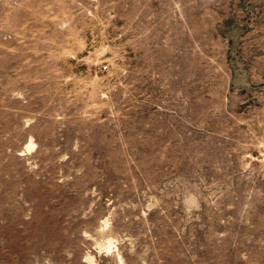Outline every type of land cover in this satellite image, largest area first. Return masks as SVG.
I'll return each mask as SVG.
<instances>
[{"label":"rangeland","instance_id":"374dc122","mask_svg":"<svg viewBox=\"0 0 264 264\" xmlns=\"http://www.w3.org/2000/svg\"><path fill=\"white\" fill-rule=\"evenodd\" d=\"M0 264H264V0H0Z\"/></svg>","mask_w":264,"mask_h":264},{"label":"built area","instance_id":"2783aa9c","mask_svg":"<svg viewBox=\"0 0 264 264\" xmlns=\"http://www.w3.org/2000/svg\"><path fill=\"white\" fill-rule=\"evenodd\" d=\"M104 68L106 69V68H107V66L105 65V66H104Z\"/></svg>","mask_w":264,"mask_h":264}]
</instances>
